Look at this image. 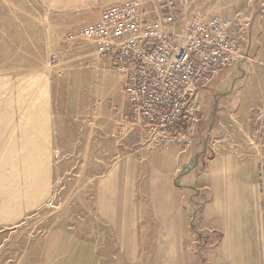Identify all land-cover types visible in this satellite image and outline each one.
<instances>
[{
	"label": "rangeland",
	"instance_id": "rangeland-1",
	"mask_svg": "<svg viewBox=\"0 0 264 264\" xmlns=\"http://www.w3.org/2000/svg\"><path fill=\"white\" fill-rule=\"evenodd\" d=\"M121 1L0 0V264L224 258L230 249L223 247L229 237L223 220L213 213L211 228L201 225L200 169H192L206 160L223 164L220 180L211 183L212 210H222L228 221L232 211L242 218L260 211L264 248V94L250 88L264 86V65L232 72L222 92L214 82L203 95L192 147L165 148L129 121L119 78L99 60L96 45L65 42L67 32ZM194 1L222 16L246 2ZM219 102L221 115L241 120L217 123L207 141L204 130ZM204 141L212 148L200 157ZM235 162L244 165L238 185ZM234 187L240 200L232 199Z\"/></svg>",
	"mask_w": 264,
	"mask_h": 264
},
{
	"label": "built area",
	"instance_id": "built-area-1",
	"mask_svg": "<svg viewBox=\"0 0 264 264\" xmlns=\"http://www.w3.org/2000/svg\"><path fill=\"white\" fill-rule=\"evenodd\" d=\"M234 21L194 0H125L71 30L65 42L96 45L117 74L127 118L168 148L194 144L203 95L222 74L249 60Z\"/></svg>",
	"mask_w": 264,
	"mask_h": 264
},
{
	"label": "crops",
	"instance_id": "crops-1",
	"mask_svg": "<svg viewBox=\"0 0 264 264\" xmlns=\"http://www.w3.org/2000/svg\"><path fill=\"white\" fill-rule=\"evenodd\" d=\"M232 11V15L220 16L234 21V24L236 26H234L233 32L235 36L239 39V42L243 45V47H246L248 56L252 61H250V64L247 61L238 62L229 71L222 73L213 84L215 85L214 89L219 90L220 92H222V90H224L225 88H228L227 80L231 76L232 72L244 70L246 68L251 71V69L248 67L251 66V64L257 69L260 66L264 65V2H258L257 0H246L242 8L236 5L233 7ZM104 62L108 63L107 61ZM111 69V71H114L112 67ZM229 87L234 89L233 83H231ZM250 88L252 92H254L255 90L256 93L262 92L264 94V86L262 87L261 84L259 85L258 83H253ZM248 104L250 106H253V101L249 102ZM245 105L247 104L245 103ZM221 106L222 105L220 104V102L216 103L214 106V111L216 112V114H212L211 117L208 119V129L204 130L207 141L211 138L210 136L207 137V134L211 133L210 131L217 127V123L218 125L222 126L223 122L241 120V116L237 117L235 114H225V116L223 114L221 115ZM230 106H232V103L230 104ZM207 116L208 115H206V118ZM231 116L233 119L230 118ZM212 122H215L216 125L214 124L211 126L210 123ZM199 133L203 134V130L199 129ZM219 139L220 138H216L215 140ZM202 146H204V149H202V151L200 152V157H205L206 152H208L207 149L209 147L212 148V145L209 144V142L204 141V144H202ZM200 167L198 168V166H194L192 171L200 169L198 170L197 183L200 189L199 200H201V202L203 201L202 204H204V207L202 208V229L209 230L211 228L214 213V217L216 219L221 218L223 220L221 225L222 232L226 235L228 234V238L230 239V241H228V238H224L223 243L224 249H227V247L229 246L230 252H225L224 258H217L215 254V258L213 256L212 261L209 264H264V248L260 239L258 238L257 228H261L262 216L261 213H259L260 211L252 210L248 213V215L245 216V218H242V216L238 215L236 212H228L230 221L227 220L228 216L226 215V213L224 214L222 210L213 211L211 204V195L212 193H214V188L211 183L212 181L217 182L218 180H220V177L223 175V164L221 162H209L206 160L205 164L202 165L201 168ZM243 168L244 165L239 162H235L234 165L231 166V169L234 171V177L236 179L234 184H239L238 171H241ZM243 179L245 180L246 178ZM236 190L237 189L234 187L232 192L234 196L232 195V199L237 200L238 198V200H240L241 195L236 192ZM251 196L252 195H245V197L249 198H252ZM245 197L243 199H245ZM222 200H224V198H222ZM216 214H220V217ZM239 229H241L242 232L244 230V233L241 232L240 234H238L241 236L239 241H233V239L237 238L238 235H234Z\"/></svg>",
	"mask_w": 264,
	"mask_h": 264
}]
</instances>
